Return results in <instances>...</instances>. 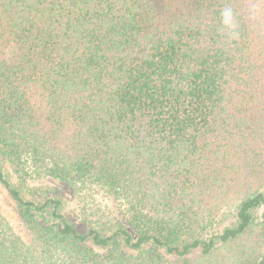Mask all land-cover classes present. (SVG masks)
Returning <instances> with one entry per match:
<instances>
[{
    "label": "trees",
    "instance_id": "1",
    "mask_svg": "<svg viewBox=\"0 0 264 264\" xmlns=\"http://www.w3.org/2000/svg\"><path fill=\"white\" fill-rule=\"evenodd\" d=\"M0 264H264L262 0H0Z\"/></svg>",
    "mask_w": 264,
    "mask_h": 264
},
{
    "label": "rangeland",
    "instance_id": "2",
    "mask_svg": "<svg viewBox=\"0 0 264 264\" xmlns=\"http://www.w3.org/2000/svg\"><path fill=\"white\" fill-rule=\"evenodd\" d=\"M262 1L264 4V0ZM0 209L4 213V215L8 218L12 226L16 228L17 231L18 230L20 231L21 227L19 225L17 216L14 212L12 201L8 197V193L1 183H0Z\"/></svg>",
    "mask_w": 264,
    "mask_h": 264
}]
</instances>
